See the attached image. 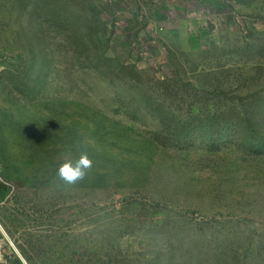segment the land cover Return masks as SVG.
<instances>
[{
	"label": "rangeland",
	"instance_id": "374dc122",
	"mask_svg": "<svg viewBox=\"0 0 264 264\" xmlns=\"http://www.w3.org/2000/svg\"><path fill=\"white\" fill-rule=\"evenodd\" d=\"M0 177L25 264H264V0H0Z\"/></svg>",
	"mask_w": 264,
	"mask_h": 264
},
{
	"label": "clouds",
	"instance_id": "9594fccd",
	"mask_svg": "<svg viewBox=\"0 0 264 264\" xmlns=\"http://www.w3.org/2000/svg\"><path fill=\"white\" fill-rule=\"evenodd\" d=\"M93 161L87 153H81L79 158L73 162L67 159L58 169L57 175L68 185H74L77 182L85 179L88 170L92 168Z\"/></svg>",
	"mask_w": 264,
	"mask_h": 264
},
{
	"label": "crops",
	"instance_id": "0c3cea01",
	"mask_svg": "<svg viewBox=\"0 0 264 264\" xmlns=\"http://www.w3.org/2000/svg\"><path fill=\"white\" fill-rule=\"evenodd\" d=\"M8 195V188L0 177V205H2L7 200ZM9 241L10 236L6 232V229L0 220V264H6L7 260L12 257V254H15L14 256L18 258L21 264H23L25 262V258L16 247L14 248L9 246Z\"/></svg>",
	"mask_w": 264,
	"mask_h": 264
}]
</instances>
